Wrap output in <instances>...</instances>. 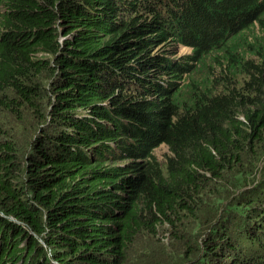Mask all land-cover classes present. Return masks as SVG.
Wrapping results in <instances>:
<instances>
[{"label": "trees", "instance_id": "trees-1", "mask_svg": "<svg viewBox=\"0 0 264 264\" xmlns=\"http://www.w3.org/2000/svg\"><path fill=\"white\" fill-rule=\"evenodd\" d=\"M6 113L0 264H264V0H0Z\"/></svg>", "mask_w": 264, "mask_h": 264}, {"label": "rangeland", "instance_id": "rangeland-1", "mask_svg": "<svg viewBox=\"0 0 264 264\" xmlns=\"http://www.w3.org/2000/svg\"><path fill=\"white\" fill-rule=\"evenodd\" d=\"M252 29L256 30L255 34H258L256 26H254V28ZM155 50H158L160 51V53L165 54L164 59L168 64H174L178 61H185V64L189 63V65L195 66L194 72L183 74L181 77L176 78V81H178L179 85L183 87H185L186 84L190 82V80H200L206 77L208 78V76L211 75L212 69H214L215 67L211 63L210 59H202L199 62L191 60V56L193 55L192 48L190 46H185L184 44L176 43L174 41H171V44L168 45L161 40L158 43H155ZM14 118L15 115L13 113H6L5 116L0 115V126L2 127L0 131V142L8 139L9 141H11V143H14L16 146H18V148L25 154V152H27V149L29 151V148H27V144L32 140L33 137H35L37 133L38 122H36L35 124L32 123L33 117L31 114H27L24 120L21 122H15ZM23 126H25L26 128L23 129ZM3 131H5V133H3ZM168 153L169 149L165 144L159 145L153 151L156 159L161 162L164 161ZM206 203L207 205H210L212 203V200H210L209 204L208 202ZM187 223L190 224L191 228H194V219L189 218ZM166 228L167 227H164L163 229ZM179 230L185 234L183 224L180 226ZM161 234L163 238H165L167 235V233L166 235H163V233ZM165 241L167 242V239H165ZM41 242L45 245V242H43V240ZM45 246L47 247V245Z\"/></svg>", "mask_w": 264, "mask_h": 264}]
</instances>
